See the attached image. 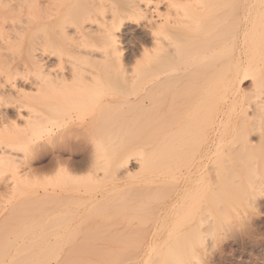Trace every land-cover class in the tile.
Listing matches in <instances>:
<instances>
[{
    "label": "bare ground",
    "instance_id": "bare-ground-1",
    "mask_svg": "<svg viewBox=\"0 0 264 264\" xmlns=\"http://www.w3.org/2000/svg\"><path fill=\"white\" fill-rule=\"evenodd\" d=\"M102 2L100 0L98 4ZM159 2L132 0L123 8L113 6L110 17L106 16L93 27L87 22L92 18L96 21L91 17L95 5L88 0H0V66L6 68V79L0 80V162L3 170L20 174L23 170L19 168V160L2 145L8 146V141H15L37 147L36 154L29 157L28 164L25 162V174L20 179L38 180L41 173L49 175L41 178L44 183L41 188L29 190L30 197H40L45 201V214L66 212L71 206L96 209L109 205L121 197L120 192L124 189L143 180L133 181L134 175L126 167L129 164L126 160L125 164L122 162L118 166L113 177L108 176L109 183H105L108 178L102 179L104 188H100V183V190L95 189L98 172H95L94 161L97 163L100 160V152L106 145V148L117 145L118 139L114 133L113 137H106L109 133L106 135L105 129L112 126L109 120L103 127L100 125L103 132L94 129V124L120 110L126 112V109H131L133 112V108L135 111L139 107L143 115H147V111L155 109L158 112L156 119L163 115L154 126L159 131L158 137L168 141L171 148V157L168 156L171 158V192L163 212L176 218L177 214H185L188 209V212L190 209L201 212L197 225L187 228V224L181 228L184 227L181 224L180 231L173 229L176 239L189 244L188 249L184 246V250H180L181 245L180 251H177V256L183 258L179 264H195L196 256V261H199V251L194 248L193 242L202 240L205 229H216V221L206 217L208 211L216 208L226 214L230 206L238 212V200L257 205L264 198V35L252 42V31L249 32L251 39L246 42L249 47L252 45V49L251 52L246 50L248 54L245 58L236 56L233 59L231 56V59L228 57L231 52L219 55V59L214 56V60L212 56H207L208 59L203 57L199 61L211 58L210 65L206 63L196 67L198 69H191L192 66L183 65L182 60V65L176 64V46L178 40H182L179 37L181 34H174L179 19L163 16L158 10ZM250 2L253 17L255 13H262L261 18L264 19V0ZM104 4L100 5L101 10L105 9ZM253 17L252 21L249 19L250 23L253 22L252 29H249L254 28L255 33ZM140 18L146 21L142 31L150 38L152 49L142 47L140 60L130 71L124 62L120 34L128 20ZM249 29L247 26L245 32ZM99 40L104 44L101 42V45ZM95 41L100 43V49L105 48L104 52L99 50L102 54L95 52ZM16 46L24 47V50L9 55L8 52ZM180 51L178 58L182 54ZM63 55L72 58L68 65L65 64L67 66L62 64ZM222 56H227L224 57L227 60ZM56 58L58 64H51ZM112 76L121 79L114 88L120 89V92L115 95L105 90L112 85V78L115 79ZM18 81L22 82L21 87ZM247 81L250 85L243 87ZM1 106L5 109L11 106V116ZM85 115L93 119L88 120ZM61 128L68 131L59 132ZM155 130L153 132H157ZM81 131L85 132L83 137L88 133L86 142H82V137V141L78 137L76 139ZM159 140L157 138L158 144ZM106 160L102 161L104 166L108 163ZM219 162L223 167L216 165V168L215 164ZM121 169L123 171L120 172ZM83 171L87 172L81 175ZM84 180L86 184H82ZM8 181L0 185V195L16 191L15 183ZM161 181L162 178L155 177L144 183L153 186ZM207 192L212 196L204 201L202 198ZM167 227L145 230V249L141 253L144 259L171 238ZM92 229L94 234L90 238L93 242L100 244L104 241L107 244V240L134 235L138 228L96 226ZM140 229L141 233L143 229ZM82 253L79 252L80 257Z\"/></svg>",
    "mask_w": 264,
    "mask_h": 264
},
{
    "label": "rangeland",
    "instance_id": "rangeland-1",
    "mask_svg": "<svg viewBox=\"0 0 264 264\" xmlns=\"http://www.w3.org/2000/svg\"><path fill=\"white\" fill-rule=\"evenodd\" d=\"M88 1L95 5V11L93 10L91 17H94L97 22H94V19L92 18V20L87 22V25L96 27L98 23L103 21L106 16L108 18L110 17L113 6H115V8H123L124 6H127L132 0H129L128 2L127 0H103V2L101 0L103 4L104 2H107L105 3L106 5L104 4L105 9L102 8V10L100 8L102 3L100 4L101 6L98 4L100 0ZM152 1L155 3L160 1L158 3V10L163 16L167 15V17L171 19H179V25L177 29L174 30V34L175 36L181 34L179 37H181L182 40L178 37L176 38L180 39L178 40L179 43H177L178 46H176V48L178 49V53L179 50H182L180 51L182 54H180L181 56L179 58L181 59H179V54L177 53L176 61L178 62L180 60V62H175L176 64L180 63L181 65L184 63L183 65L185 66L190 65L192 66L191 69L206 63V65H210L211 62L209 60L211 58L213 59L214 56H217L216 58L219 59V55H227L229 52H231L228 54L229 58H231V56L233 59L234 57L245 58L246 54H248V51L246 50L251 52L250 49H252V45L249 47L247 43L248 39H251V33L252 42L256 38L262 37V34L264 35V31H262V28L264 27L262 26L264 23V19L261 18L262 13H255L254 22L256 23V31L255 33L253 32L254 28L251 30L253 22H250L253 20V15L250 9V1L252 0ZM145 23L146 21L141 18L131 21L128 20L120 34L123 56L125 58L124 62L127 64V68L130 71H132V69L136 66V61L140 60V52L142 47L146 46L152 49V42L150 38L145 36L143 33L144 31H142ZM247 26L248 29H251L245 32ZM249 32H251L250 35ZM245 33L247 36H243ZM96 42L97 41L94 43L97 44V46L95 44L94 45L99 49L94 47V50L97 55L102 54L105 48L103 50L100 48L104 43L99 40L100 43H103H101L99 46L100 43ZM19 48L21 47L16 46L12 48L8 54L10 55L17 50H24V47L21 49ZM65 56L66 55L62 56L64 60L62 58L63 63L61 62L64 65L67 64V62L69 64V61L72 59L70 56ZM207 56L212 57L209 60L205 59L207 62L205 60L203 62L199 61L203 57L207 58ZM196 57L198 59H196ZM224 57L227 58V56ZM224 57L222 56L221 58L227 60ZM56 60L57 62L59 61L57 58L52 59L51 64H58ZM181 60L183 63H181ZM187 60L189 62H187ZM225 60H223V62ZM228 61H226V63H228ZM221 62L220 64H222ZM217 63L219 64V62ZM1 67L2 65L0 66V72H3V75H6V68L2 69L3 67ZM54 68H56V66ZM57 69L60 68L58 67ZM3 75L0 77V80L2 79V81L4 77L6 79V76ZM112 77L115 78H112L110 83V85H112L109 87L107 86L105 90L109 91H107V93H112L115 95L116 92V94L120 92V89L115 90L114 88L119 85V80L121 79L118 76ZM18 84H20V87L23 85L20 81H18ZM249 85L250 81H247L244 83L243 87H248ZM113 89L114 91H111ZM10 107L7 109L4 107L2 108H4L3 111L7 110L11 116L12 109ZM136 109L134 111L133 108V112L131 109H126V112L125 110L117 111L111 117L99 120L94 124V126H96L93 127L94 129L98 128L97 131L100 132L101 130V132H103V128L100 129L99 127L101 124V127H103V124L109 120L108 122H110L112 126H108L105 129L104 132L106 135L109 133L107 136H105L113 137L112 133H114V136H116L118 139L117 141L114 140L118 142V146L112 143L111 146L114 145L115 147L109 146L106 148V145L104 147L105 150L103 149V151L100 152V157L98 158L100 160L97 161V163L96 160L94 161L96 168L95 172H98L97 182L99 183H95L94 186L97 185L95 186V189L97 190H100L101 186L105 187V183L107 184L110 181L108 176L113 177L118 166L121 165L122 162L125 164L126 160L129 161V164L127 163L128 165H126V167H129L132 174L134 175L133 181L137 182L143 180V182L139 184L136 183V185L134 184L133 186L124 189L122 192H120L121 197L116 201L96 209L71 206L70 210L66 212L45 214V209L47 208L45 201L40 197H30L29 190L41 188L44 184L41 178L49 175L41 173L38 175V180L20 179L25 174L23 172L24 169H26L24 168L25 162L28 164L29 157L31 158V156L36 154V150L38 149L35 148L37 147L32 148L29 147V145H24L15 141H8V144L11 146L2 145L3 147L6 146L4 147L5 149L8 148V152L10 150L9 153H12L14 156H16L15 158L19 160L18 164L20 163L19 168H21L20 170L23 171H20V174H14L13 172L3 170V166L1 167V165H3L1 163L2 161L0 162V185L10 179L8 182H10V184L15 183L14 185L17 187L16 191L9 193V195H6L5 193L0 195V209H4L3 211L0 210V264H179L181 260H183V258L181 259L180 256H177V253L182 250V248L184 250V246L185 248L187 246L188 249L189 244H185V241L183 240V242L180 238L176 239L174 235L176 233L175 230L180 231L181 228H185L187 224V228L195 226V224L197 225V217L201 212H194L193 209H190V212H188L189 209L186 212L182 210L185 212V214H177V218L176 216L173 217L172 215L167 216L164 214L163 208L167 204V200L171 192V181L169 179V172L171 170V158H169L171 157V148L168 141L163 140L161 138L162 136H159L161 139L158 137L159 131L157 130V127H154L157 126L158 120L161 119L163 115H159L157 120L155 115H158V112H156L155 109L147 111L150 113L147 115L146 113L143 115L144 112H142L139 107H136ZM136 112H138L139 116L136 115ZM85 116L88 120L92 118L89 115ZM114 122L115 124H113ZM150 122L152 123V126L149 125ZM61 129L59 132H66V130L68 131L67 128L62 129L63 131ZM155 129L157 132H153ZM96 132H93L92 134ZM83 133L85 132L81 131V133H78L79 135H76V139L78 137L80 140L82 137L83 141H80L86 142L88 133L84 134V137ZM80 134H82V136ZM155 136L157 137L154 138ZM85 137L86 139H84ZM121 138H123V140H120ZM157 138L158 140L160 139L158 141L160 142L159 144L156 142ZM164 142L166 143L164 144ZM108 145H110V143H108ZM161 150H163V155L161 154ZM101 153H103L105 156L108 155V157H105L104 155L102 156ZM105 160L108 163H105L104 166L102 161L104 162ZM100 161L101 163H99ZM98 164H101V168L98 166ZM140 164H142L144 168L141 167L142 165L139 166ZM216 165L218 167H223V164H220V162L219 164H215V167ZM110 166L111 168H109ZM25 167H27V165ZM140 170L141 172H139ZM99 171L104 174L102 175ZM121 171L123 170L121 169L120 172ZM86 172L87 171H83L81 175H84ZM155 177L162 178V181L153 186L144 183L145 180H153ZM107 178L108 180H106ZM102 179L106 180L107 182L105 181L104 183ZM100 183L102 184L100 185ZM82 184H86L85 180L82 181ZM98 185H100V188ZM206 194L202 198L204 201H207L206 197L209 200V197L211 198L212 196L209 192ZM228 202L230 203V200ZM255 205L256 204H247V202L244 200H238L236 204L238 212H235L229 208L230 206H228V204V211L225 212L226 214L220 213V211L218 212L216 208H213L210 212L208 211V213L205 211L207 213L206 217L216 221V229L212 231L213 229L211 230L210 228L209 230H206L204 227L206 233L203 234L204 237L202 240L199 242H193L194 248L196 250L198 249L199 251V261H196L198 256H196L197 258L195 260L193 259L195 264H264V198L261 199L256 206ZM173 222L176 223L173 224ZM181 224H184V227L181 226ZM96 226L105 228L134 227L135 229L138 228L136 229V232L138 233L135 232L134 235L129 237H123L120 240L117 239L118 241L107 240V244L106 242L104 243V241L100 242V244L104 243L103 245L96 243L99 244L101 246L100 247L99 245H96L90 238V236L94 234L92 228ZM179 226H181V228ZM154 227H167L168 233L171 231L170 235H172L165 245H163L161 248L157 246L156 249H159H154L150 255H146L148 260L147 258H145V260L144 256H141L142 251L145 249L146 243L145 230L152 229ZM139 229L141 231L143 229V231L140 233ZM173 229H175V232ZM81 234L82 237L80 236ZM181 245L183 247H181ZM104 246H106L107 249L106 247L104 248ZM94 248L98 249L95 251ZM79 252H83L81 254L82 259L79 256ZM136 257L137 259H135ZM143 259L146 262H144Z\"/></svg>",
    "mask_w": 264,
    "mask_h": 264
}]
</instances>
